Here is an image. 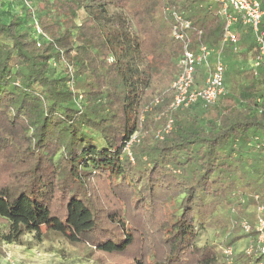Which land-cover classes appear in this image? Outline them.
I'll return each mask as SVG.
<instances>
[{"label":"trees","instance_id":"obj_1","mask_svg":"<svg viewBox=\"0 0 264 264\" xmlns=\"http://www.w3.org/2000/svg\"><path fill=\"white\" fill-rule=\"evenodd\" d=\"M219 11L211 0H0V244L57 233L94 264L261 260L237 243L255 239L252 196L264 199V73L249 64V29L222 43ZM174 14L190 22V49L213 50L190 91L217 55L226 65L212 104L170 108ZM201 230L225 238L199 246Z\"/></svg>","mask_w":264,"mask_h":264},{"label":"built area","instance_id":"obj_2","mask_svg":"<svg viewBox=\"0 0 264 264\" xmlns=\"http://www.w3.org/2000/svg\"><path fill=\"white\" fill-rule=\"evenodd\" d=\"M220 4V15L224 19V33L222 43L236 44L238 41L236 26L247 28L254 38V57L251 58L249 64L254 73L257 74L259 70L264 73V30L261 29V21L263 17V10L258 0H211ZM29 6L28 2L25 3ZM176 24L172 37L180 41L183 45L182 52L179 58L180 74L173 82L172 88L175 90V96L170 108L187 107L188 105L201 100L205 103L212 104L218 97L225 92L224 89V75L226 65L223 63L219 55L216 56L213 69L206 70L205 87L200 90H191L193 83V75L195 68L199 64H209V57L213 50L205 45L199 46L196 50L190 49L188 40L185 38V31L190 28V22L183 19L180 15L174 14ZM35 31L44 37L40 30L37 21H35ZM173 126L172 120H168L162 128L164 133L171 130ZM137 133H135L130 141L126 144L124 150L128 153L130 144L136 140ZM161 138V134L159 136ZM253 200L256 203V221L254 231L256 232L255 239L251 240V244L245 248L244 252L249 255L254 250H257L261 260L257 264H264V199L261 200L259 195H253ZM242 230L245 233L251 231V226L243 222ZM232 248L223 250L225 255H231Z\"/></svg>","mask_w":264,"mask_h":264},{"label":"rangeland","instance_id":"obj_3","mask_svg":"<svg viewBox=\"0 0 264 264\" xmlns=\"http://www.w3.org/2000/svg\"><path fill=\"white\" fill-rule=\"evenodd\" d=\"M33 2L35 3L36 0ZM14 4V8L19 11L20 4L18 2ZM249 211L252 209L249 208ZM241 232L245 234L242 229ZM199 235V246L210 240L219 243L225 238L222 230L209 233L201 230ZM21 241V245L0 244V264H94L87 245L70 243L57 233H48L41 240L35 239L32 235H25ZM250 242L247 243L244 239L239 241L237 251L244 252L245 248L251 244ZM231 248L235 251L233 247Z\"/></svg>","mask_w":264,"mask_h":264}]
</instances>
